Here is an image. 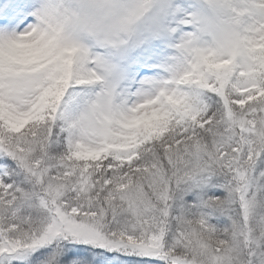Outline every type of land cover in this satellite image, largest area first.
<instances>
[{"label": "snow or ice", "instance_id": "6c2138e0", "mask_svg": "<svg viewBox=\"0 0 264 264\" xmlns=\"http://www.w3.org/2000/svg\"><path fill=\"white\" fill-rule=\"evenodd\" d=\"M0 264H264V0H0Z\"/></svg>", "mask_w": 264, "mask_h": 264}]
</instances>
